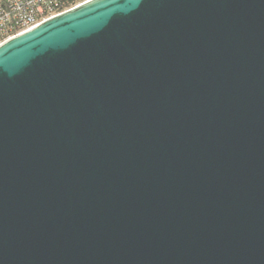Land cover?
Segmentation results:
<instances>
[{
	"label": "water",
	"instance_id": "1",
	"mask_svg": "<svg viewBox=\"0 0 264 264\" xmlns=\"http://www.w3.org/2000/svg\"><path fill=\"white\" fill-rule=\"evenodd\" d=\"M0 264H264V0H91L1 44Z\"/></svg>",
	"mask_w": 264,
	"mask_h": 264
},
{
	"label": "built area",
	"instance_id": "2",
	"mask_svg": "<svg viewBox=\"0 0 264 264\" xmlns=\"http://www.w3.org/2000/svg\"><path fill=\"white\" fill-rule=\"evenodd\" d=\"M91 0H0V45Z\"/></svg>",
	"mask_w": 264,
	"mask_h": 264
}]
</instances>
